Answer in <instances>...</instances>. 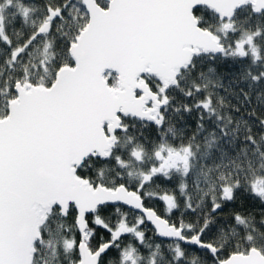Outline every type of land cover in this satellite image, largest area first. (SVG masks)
Returning a JSON list of instances; mask_svg holds the SVG:
<instances>
[{
  "label": "snow or ice",
  "instance_id": "1",
  "mask_svg": "<svg viewBox=\"0 0 264 264\" xmlns=\"http://www.w3.org/2000/svg\"><path fill=\"white\" fill-rule=\"evenodd\" d=\"M0 264H264V0H0Z\"/></svg>",
  "mask_w": 264,
  "mask_h": 264
},
{
  "label": "trees",
  "instance_id": "2",
  "mask_svg": "<svg viewBox=\"0 0 264 264\" xmlns=\"http://www.w3.org/2000/svg\"><path fill=\"white\" fill-rule=\"evenodd\" d=\"M157 183L160 185L161 189H164V188H171V185L166 184V183H163L162 181H157ZM151 204H152V206L157 207V208L162 207L161 202L158 201V200H153V201L151 202Z\"/></svg>",
  "mask_w": 264,
  "mask_h": 264
}]
</instances>
